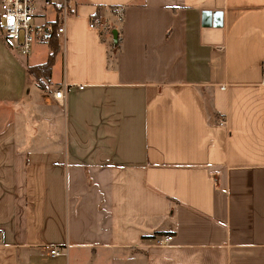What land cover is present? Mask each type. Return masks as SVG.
I'll return each instance as SVG.
<instances>
[{
	"label": "crops",
	"instance_id": "crops-1",
	"mask_svg": "<svg viewBox=\"0 0 264 264\" xmlns=\"http://www.w3.org/2000/svg\"><path fill=\"white\" fill-rule=\"evenodd\" d=\"M69 3L47 91L0 31V264H264V0Z\"/></svg>",
	"mask_w": 264,
	"mask_h": 264
},
{
	"label": "built area",
	"instance_id": "built-area-1",
	"mask_svg": "<svg viewBox=\"0 0 264 264\" xmlns=\"http://www.w3.org/2000/svg\"><path fill=\"white\" fill-rule=\"evenodd\" d=\"M47 8H60L62 24L59 35L66 33V19L69 16V0H0V31L6 44L21 57H28L38 42H43L49 33L48 23L41 24L38 20L45 16ZM100 20L91 21V27L100 26ZM66 88L67 85L65 84ZM82 89V87H81ZM64 89L53 91L52 97L56 102L65 99ZM223 125L224 121L219 120ZM173 236H165L155 240L156 246H165L171 243ZM52 257L61 254L58 248L47 247Z\"/></svg>",
	"mask_w": 264,
	"mask_h": 264
},
{
	"label": "trees",
	"instance_id": "trees-1",
	"mask_svg": "<svg viewBox=\"0 0 264 264\" xmlns=\"http://www.w3.org/2000/svg\"><path fill=\"white\" fill-rule=\"evenodd\" d=\"M60 10V8H56L54 20L48 22L49 33L42 42L49 49L46 61L36 65H26V70L28 74L36 81L37 86L43 91H46L47 88L52 85L53 68L55 66L58 56L61 54L62 51L61 44L59 41L60 35L58 32V29L63 21ZM71 10V6L69 5V14H72ZM96 15L94 18L98 19V15Z\"/></svg>",
	"mask_w": 264,
	"mask_h": 264
},
{
	"label": "rangeland",
	"instance_id": "rangeland-1",
	"mask_svg": "<svg viewBox=\"0 0 264 264\" xmlns=\"http://www.w3.org/2000/svg\"><path fill=\"white\" fill-rule=\"evenodd\" d=\"M70 5V4H69ZM61 11V10H60ZM62 13V11H61ZM69 13V12H68ZM70 16V14H69ZM55 18V10L53 8H47L46 10V13H45V16L41 17L38 22L41 23V24H45V23H48V22H51L53 21ZM68 21V19H66ZM110 20H108V24H109ZM59 41H60V44L63 45V37L60 36L59 37ZM47 51H48V47L46 45H43L41 42H38L35 47L33 48V51L32 53L28 56L30 57V61L33 62V60H44L47 56ZM14 54L17 56L18 54L16 52H14ZM62 55L60 54L59 55V59H57V65L58 68L57 70L60 71V67H59V64H61V61H62ZM20 61H24L26 60V57H18ZM61 66V65H60ZM49 88H47L48 90ZM46 90V91H47Z\"/></svg>",
	"mask_w": 264,
	"mask_h": 264
},
{
	"label": "water",
	"instance_id": "water-1",
	"mask_svg": "<svg viewBox=\"0 0 264 264\" xmlns=\"http://www.w3.org/2000/svg\"><path fill=\"white\" fill-rule=\"evenodd\" d=\"M112 35H113L114 45H115V47H117V45H118V38H119L118 31L116 29H114L112 31Z\"/></svg>",
	"mask_w": 264,
	"mask_h": 264
}]
</instances>
